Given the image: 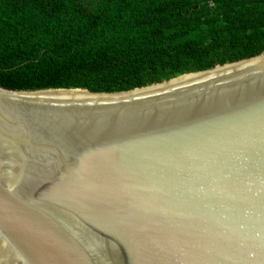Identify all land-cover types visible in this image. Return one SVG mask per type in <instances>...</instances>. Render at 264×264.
Here are the masks:
<instances>
[{
    "label": "water",
    "instance_id": "1",
    "mask_svg": "<svg viewBox=\"0 0 264 264\" xmlns=\"http://www.w3.org/2000/svg\"><path fill=\"white\" fill-rule=\"evenodd\" d=\"M0 264H264V53L121 92L0 86Z\"/></svg>",
    "mask_w": 264,
    "mask_h": 264
},
{
    "label": "trees",
    "instance_id": "2",
    "mask_svg": "<svg viewBox=\"0 0 264 264\" xmlns=\"http://www.w3.org/2000/svg\"><path fill=\"white\" fill-rule=\"evenodd\" d=\"M264 53V0H0V86L121 92Z\"/></svg>",
    "mask_w": 264,
    "mask_h": 264
},
{
    "label": "bare ground",
    "instance_id": "3",
    "mask_svg": "<svg viewBox=\"0 0 264 264\" xmlns=\"http://www.w3.org/2000/svg\"><path fill=\"white\" fill-rule=\"evenodd\" d=\"M260 58H263V57H260ZM260 58H258V59H260Z\"/></svg>",
    "mask_w": 264,
    "mask_h": 264
}]
</instances>
